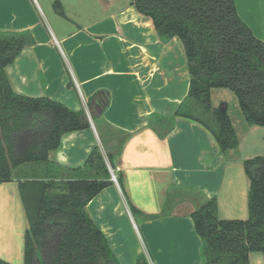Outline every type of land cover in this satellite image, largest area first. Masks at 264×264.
Wrapping results in <instances>:
<instances>
[{"label":"crops","instance_id":"crops-1","mask_svg":"<svg viewBox=\"0 0 264 264\" xmlns=\"http://www.w3.org/2000/svg\"><path fill=\"white\" fill-rule=\"evenodd\" d=\"M61 4L65 22L48 6L50 19L40 0H0V31L28 30L35 39L6 68L13 89L75 111L85 109L91 122L90 128L64 134L60 146L50 151L49 159L61 167L56 175H78L71 169L83 166L96 146L107 160L113 154L112 169L121 175L123 187L114 181L88 203L87 211L121 264H135L140 255L148 264H203L202 239L191 215L204 197H215L220 218H248L251 182L242 137L254 126L248 127L242 111L236 110L234 120L225 98L228 88H220L224 98L213 106L228 105L237 150L222 154L210 131L185 117L160 138L150 116L171 117L189 91L182 41L175 37L161 44L151 18L132 0ZM235 4L241 19L264 41V0ZM98 90H107L111 100L95 123L87 101ZM14 175H20L18 170ZM131 204L140 211L136 215ZM28 227L18 178L2 182V259L24 264ZM250 261L264 264V253L252 252Z\"/></svg>","mask_w":264,"mask_h":264},{"label":"trees","instance_id":"trees-1","mask_svg":"<svg viewBox=\"0 0 264 264\" xmlns=\"http://www.w3.org/2000/svg\"><path fill=\"white\" fill-rule=\"evenodd\" d=\"M151 18L161 44L177 37L190 73L189 91L171 117L150 116L160 138L178 117L203 125L221 153L239 148L226 103L212 104V90L228 88L250 126L264 127V41L239 16L235 0H132ZM65 16L60 1L54 3ZM35 44L30 31H0V184L18 178L29 227L24 264H121L104 233L87 211L88 203L114 180L113 154L92 149L78 175H56L49 159L64 134L91 127L85 109H70L49 97L17 93L6 68L22 50ZM110 93L98 90L87 101L96 123L110 105ZM121 148V147H120ZM119 148V149H120ZM120 150H118L119 153ZM250 179L249 216L222 219L218 202L203 198L191 217L202 239L203 264H251L252 252L264 253V155L244 161ZM18 174L14 175V171ZM118 183L123 187L121 175ZM136 215L140 211L131 204ZM0 264H14L0 257ZM135 264H148L140 255Z\"/></svg>","mask_w":264,"mask_h":264},{"label":"rangeland","instance_id":"rangeland-1","mask_svg":"<svg viewBox=\"0 0 264 264\" xmlns=\"http://www.w3.org/2000/svg\"><path fill=\"white\" fill-rule=\"evenodd\" d=\"M56 1L61 0H40V3L45 11V13L50 17V10L51 9L53 15L62 22H65L63 18L58 14L54 3ZM54 24V21H51ZM223 89H213V105L218 106L221 103V99L224 98L223 95L221 94ZM229 93V97H225L226 100H228L231 107V114L234 120H237V111H241L238 102H237V97L235 93L230 90V89H225ZM237 105V106H235ZM235 106V107H234ZM248 125V124H247ZM248 127H253L248 125ZM242 152H244L245 156L247 158H253V156H263L264 155V127L263 126H254L250 132H248L246 135L242 137Z\"/></svg>","mask_w":264,"mask_h":264},{"label":"built area","instance_id":"built-area-1","mask_svg":"<svg viewBox=\"0 0 264 264\" xmlns=\"http://www.w3.org/2000/svg\"><path fill=\"white\" fill-rule=\"evenodd\" d=\"M110 172H111V175H112V179L116 182H118L117 180V175L115 174L114 170L110 167Z\"/></svg>","mask_w":264,"mask_h":264}]
</instances>
